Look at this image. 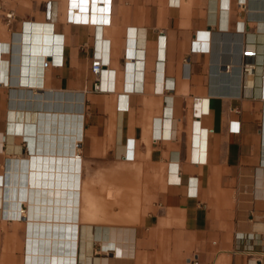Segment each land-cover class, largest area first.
<instances>
[{
    "label": "crops",
    "instance_id": "1",
    "mask_svg": "<svg viewBox=\"0 0 264 264\" xmlns=\"http://www.w3.org/2000/svg\"><path fill=\"white\" fill-rule=\"evenodd\" d=\"M69 6L0 12V264L56 244L77 264H264V0H113L110 25L70 24ZM74 115L77 139L60 140ZM75 153L79 186L57 195ZM33 159L50 182L34 197L61 198L46 218L29 216Z\"/></svg>",
    "mask_w": 264,
    "mask_h": 264
},
{
    "label": "bare ground",
    "instance_id": "2",
    "mask_svg": "<svg viewBox=\"0 0 264 264\" xmlns=\"http://www.w3.org/2000/svg\"><path fill=\"white\" fill-rule=\"evenodd\" d=\"M70 1V6L69 8L67 9V13H68V10L70 8H77L78 9V13L77 15L75 16V19L77 21H82V19L84 18V16H87V13L89 14V19L92 21V24L93 25H103V23L101 22H108L109 21V17L107 16V18L104 17V14L102 13H105V11L109 10V9H106L105 11L103 9H99L97 12L94 11V9L92 8L93 5H96V2H99L100 4H107V3H110V0H78V3L76 2L77 0H69ZM85 12V13H84ZM66 18H67V15H66ZM98 22H100L99 24H97ZM261 34V33H260ZM256 42V41H255ZM128 56L131 55L130 53V50L128 51L127 53ZM259 68V66H258ZM259 71V69H258ZM248 75H247V83L252 86L253 83H254V65L253 64H250V67H249V71H247ZM261 73V82L263 84L264 82V46H263V54H262V66H260V71ZM246 74V73H245ZM259 74V73H258ZM246 83V84H247ZM248 86V85H246ZM254 89V87H253ZM250 91V90H249ZM252 91V90H251ZM50 101V100H49ZM62 101V100H61ZM80 102V101H79ZM78 102V103H79ZM37 103V102H36ZM80 104V103H79ZM81 105V104H80ZM75 106V105H74ZM79 106V105H78ZM82 106V105H81ZM80 106V107H81ZM77 108V107H76ZM77 111V110H76ZM80 111V110H79ZM54 112V111H53ZM75 112V111H74ZM44 115V114H43ZM76 115V114H75ZM72 116V117H69V118H66V117H62V118H58V120L56 121V125H57V130L59 131V133L57 134V136L61 139H65L68 137V139L70 137H73V140H76L77 137H78V116ZM34 119L38 120V116L37 114L34 115ZM44 120H47L44 118ZM50 120V119H49ZM55 120V119H54ZM80 121V120H79ZM51 123H48L47 125H50ZM37 126V125H36ZM52 127V126H51ZM43 133V132H41ZM49 133V132H48ZM56 133V132H55ZM44 134V133H43ZM53 134V133H52ZM41 141V140H40ZM75 142V141H74ZM80 142L77 143V146H79ZM75 145V143H74ZM75 149V148H74ZM75 151V150H74ZM76 152V151H75ZM67 153V152H66ZM72 153V152H71ZM42 154V153H41ZM76 154V153H75ZM79 155V154H78ZM77 154L76 155H73L75 156L74 157V166H73V177L71 178V175L68 176L67 178V174H66V160L64 159V167H62L60 165V162L62 163V161L59 159V165H58V172H57V175L56 177L54 176V178H56V181L52 182L53 184V189L54 188H57V195H60L63 191H66L67 189H73L75 190L79 185V183L77 182V178H78V174H76L78 168H77V163H78V156ZM50 156V154H49ZM55 156V155H54ZM63 157V156H62ZM80 159V158H79ZM48 163V161H47ZM46 163V164H47ZM51 164V163H49ZM35 165L36 163L34 164V159L32 160V163H31V168L33 169L32 172H31V176H30V179H29V183L31 184V191L29 192L30 196L27 197L28 199V205H29V208H30V212H29V216L31 218H34L35 216L39 219L40 217L42 218H46L47 217V214L46 213H42L41 214V209H45V205L47 204V201L48 202H53V204H55V202H60L61 198L58 197L56 199L52 198V199H48V197H34V185L35 183L39 184L40 182V185L42 189H45V184L48 185L50 184V182H46L44 181V177H42V180H41V177H40V180H37V182H35L36 178L39 179V172L37 171V174H35V171H34V168H35ZM70 165V164H68ZM40 168V167H39ZM42 169H44L45 167L41 166ZM37 169H38V166H37ZM47 169V168H46ZM45 172V171H44ZM52 172V171H50ZM71 173V172H70ZM54 174V173H53ZM53 178V179H54ZM52 179V180H53ZM73 179V180H71ZM79 179V178H78ZM47 180V179H45ZM28 184V182H27ZM28 190V189H27ZM47 191V190H46ZM25 194V193H24ZM40 194V193H39ZM26 199V200H27ZM51 200V201H50ZM37 206V207H36ZM35 207L38 211L37 214H35ZM27 212V211H26ZM34 221V220H33ZM38 222V221H37ZM36 222V224H37ZM44 222V221H43ZM31 223V221H30ZM39 224V222H38ZM31 225V224H30ZM32 226V225H31ZM32 231V234H33V230ZM51 234V233H50ZM113 234H115L113 232ZM43 235V234H42ZM50 236V235H49ZM54 236V235H53ZM58 236V235H56ZM114 236V235H113ZM63 237V236H62ZM109 237H111V234L109 235ZM115 237V236H114ZM123 237V236H122ZM31 238V236H30ZM34 238V237H33ZM43 238V237H42ZM50 238V237H49ZM116 238V237H115ZM36 239V238H35ZM59 238H57L58 240ZM31 240V239H30ZM50 241V240H49ZM57 243H59L57 241ZM31 244V243H30ZM91 245V244H90ZM64 247H67L66 249L69 250L68 253H66L68 250L65 251V253H59V251L57 252V250L55 249H64ZM88 247V245H87ZM105 248H110V247H114L115 248V251L117 252V254L121 257L123 256L125 250H124V244L123 242L121 243H117V242H114V243H110V240H108V242H105ZM33 248V247H32ZM72 249L71 246L69 245H62V244H56L54 245L52 248L49 246H45L43 245L42 246V252H41V256L40 258L38 256H36L35 254H32V251H31V255L28 256V258H32L33 257L35 259H41L40 261V264H77V260H78V251H76V254L74 252V254L76 255H71L73 251H70ZM88 250V249H87ZM62 250H60L61 252ZM86 251V250H85ZM85 251H82V252H85ZM92 251V249L90 250V252ZM88 252V253H90ZM38 253V251H37ZM130 253V251H129ZM132 253V252H131ZM39 254V253H38ZM84 256H86V253H84ZM86 258V257H84ZM128 260V259H127ZM115 263V262H114ZM106 264H109V262L107 261Z\"/></svg>",
    "mask_w": 264,
    "mask_h": 264
},
{
    "label": "built area",
    "instance_id": "3",
    "mask_svg": "<svg viewBox=\"0 0 264 264\" xmlns=\"http://www.w3.org/2000/svg\"><path fill=\"white\" fill-rule=\"evenodd\" d=\"M6 1L7 0H0V12L5 17L7 25H11L12 21L16 18V14H15L13 9H10V8L8 9L6 7ZM112 3H113V0H110V9L105 11V13H102V14H104L105 18H107V16L109 17V21L104 22L103 25H110V23H111ZM47 10L49 11V13H51L50 12V10H51V3L50 2L47 4ZM78 12L79 11L77 8H70L68 10V13H67L66 21L70 24L93 25L92 21L89 19L88 12H86L87 16H84L82 21H77L75 19V16L77 15ZM245 53L246 54L250 53V51H245ZM249 67H250V63H245V65H244L245 71H249ZM103 70H104V62L102 61V59L100 57H94L92 59V65H91V72L94 76V81H93L94 91H97V92L102 91L100 80L102 77Z\"/></svg>",
    "mask_w": 264,
    "mask_h": 264
},
{
    "label": "rangeland",
    "instance_id": "4",
    "mask_svg": "<svg viewBox=\"0 0 264 264\" xmlns=\"http://www.w3.org/2000/svg\"><path fill=\"white\" fill-rule=\"evenodd\" d=\"M170 264H180V263L177 261V262H171Z\"/></svg>",
    "mask_w": 264,
    "mask_h": 264
}]
</instances>
